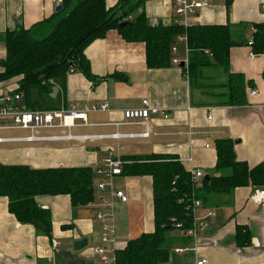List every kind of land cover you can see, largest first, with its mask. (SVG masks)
I'll list each match as a JSON object with an SVG mask.
<instances>
[{"label":"crops","instance_id":"obj_1","mask_svg":"<svg viewBox=\"0 0 264 264\" xmlns=\"http://www.w3.org/2000/svg\"><path fill=\"white\" fill-rule=\"evenodd\" d=\"M61 1V2H59ZM107 7L119 0H105ZM206 5L190 13L187 25L225 24L238 42L230 51L229 66L203 67L197 83H192L178 65L149 67L144 42L127 41L116 29L94 40L85 48L95 79L79 70L70 71L66 95L60 85L54 101L46 104L62 106L109 102L106 111L89 112L88 123L77 121L72 127L42 129L39 135L78 136L109 135L117 131L140 134L147 130L142 124H121L123 110L142 105L169 113L151 115L148 136H126L120 139L81 137L39 141L0 142V162L29 165L43 169L52 167H90L93 170L95 199L86 205H73L68 194L36 196L39 206L52 215V232H38L30 223L18 220L9 209L10 199L0 195V264H115L116 251L143 233L155 230L153 178L151 175L122 173L111 180L115 190H123L128 201L97 190L101 181L109 179L97 173V167L111 153L122 158L145 157L151 154L173 155L190 171L200 169L204 178L218 175L216 167L217 139H232L238 160L254 168L264 161V53L250 57L252 47L247 41L255 25L264 23V0H198ZM62 0H0V70L6 56V32L20 26L30 27L50 17ZM145 12L151 21L165 24L183 23L166 0H147ZM178 21V22H177ZM179 56L185 57L184 42L177 43ZM241 73L246 78V102L225 104L229 94V75ZM20 76L0 81V94L19 87ZM249 82V83H248ZM253 91H256L253 93ZM57 96L59 98L55 99ZM66 100V102H64ZM4 136L27 135L25 130H3ZM126 163V164H127ZM208 176V178H207ZM257 186H238L229 194H213L201 200L195 211L208 225L199 232V240L180 228L174 238L170 258L165 264H196L205 257L206 264H264V203L257 204L251 195ZM107 194V195H106ZM107 197L111 204L103 199ZM103 212L114 233L113 240L102 241ZM211 212V215H207ZM245 226L251 242L237 243V229ZM87 238L88 243L75 249V242ZM57 241L54 245L53 241ZM209 241L204 244L203 241ZM104 251L99 252L98 248ZM177 247L193 248L183 253Z\"/></svg>","mask_w":264,"mask_h":264},{"label":"trees","instance_id":"obj_2","mask_svg":"<svg viewBox=\"0 0 264 264\" xmlns=\"http://www.w3.org/2000/svg\"><path fill=\"white\" fill-rule=\"evenodd\" d=\"M134 1L119 0L115 6L107 7L105 0H62V8L50 17L27 28L20 26L8 30L0 81L20 76L15 91L22 93L28 109L59 108L60 105L50 104L55 102L51 96L54 86L60 85L62 95H66L67 76L74 70L95 79L85 48L111 29L118 30L127 41L144 42L149 67L173 64L172 46L179 35L185 34L189 48L187 77L192 83L199 81L203 67L221 65L228 68L231 48L238 44L228 25L163 22L153 25L145 12L147 0ZM231 2L227 0L228 4ZM122 21L128 23L120 28ZM254 27L252 48L262 54L264 23ZM182 70L185 73L186 67ZM246 84L243 74L231 72L225 104H244ZM215 147V168L221 173L204 178L198 187L190 171L173 155L151 154L132 158L134 162L123 165L122 173L146 174L153 178L155 230L131 239L123 249H118L115 264H165L174 240L170 232L181 223L180 229L187 233L194 224L192 203L195 198L204 201L213 194H229L238 186L264 184L263 164L251 168L246 161L238 160L232 139H217ZM95 192L90 167L37 169L0 162V195L10 199V211L19 221L33 224L38 232L47 235L52 232L51 211L39 206L36 196L68 194L76 206L91 203ZM250 242L248 228L239 226L237 243L244 246Z\"/></svg>","mask_w":264,"mask_h":264},{"label":"built area","instance_id":"obj_3","mask_svg":"<svg viewBox=\"0 0 264 264\" xmlns=\"http://www.w3.org/2000/svg\"><path fill=\"white\" fill-rule=\"evenodd\" d=\"M61 2V1H59ZM167 3H170L173 7L175 15L184 19L182 24L187 25V17L190 13L195 12L196 9L206 5V2L198 0H166ZM262 10L264 11V3L262 4ZM160 21L157 19L151 20V24L157 25ZM178 22V21H177ZM255 31V29H254ZM179 42H184L185 57L179 56V46L177 44L172 46V63L174 65L180 66L182 62H185L186 72L185 75H188L187 65H188V55L189 48L187 45V36L185 34L178 36ZM254 42V37L248 40V45L252 47ZM208 52V50H206ZM258 53L254 52L253 48L250 52V57L254 58ZM50 81H53L51 79ZM256 91H253L255 93ZM110 108L109 102L103 103H92L80 105L78 103H68L63 104L59 108L49 109V110H32L28 109L24 101L22 93L15 90H10L0 94V142H9V141H39V140H51V139H73L81 137H96V138H114L120 139L126 136H148L149 135V125L151 115H156L161 113L165 118L169 117V113L163 109L155 106H151L148 99H144L141 106L138 107H129L123 110L124 122L119 121L115 122L116 126L121 124H142L147 127V130L144 133L140 134H124L119 131L105 135H93V136H78L74 135L71 132L62 134V135H39L38 132L42 129H52L56 127H72L76 124L77 121H82L83 123H88V113L89 112H99L106 111ZM25 130L28 132L27 135L20 136H4L1 132L3 130ZM127 163V160L122 158L120 154L111 153L107 156L103 163L97 167V173L103 175L105 178L109 179V182L101 181L97 185L98 191H107L111 195L120 198L122 201H128V196L123 190H115L113 188L111 180L114 176L122 174L123 165ZM264 166V161L262 162ZM192 181L195 187L200 186L201 179L204 176V173L200 169H193L191 171ZM107 195V194H106ZM108 204L111 202L108 201L107 197H103ZM251 199L257 204L264 203V184L257 186L251 195ZM201 206L200 199H194L192 203V210L194 213V224L187 231L188 234L193 236L195 241L199 240V232L203 230L208 223L204 218H200L199 221L195 218V211L197 207ZM211 212H208L207 215H211ZM97 218L103 222L104 235L102 241L104 243L112 241L113 239L109 237L108 233H114V229L108 224L107 217L103 212L97 214ZM181 223L177 224L178 228H181ZM54 245L57 244V241H53ZM204 244H209V241H203ZM193 248H181L177 247L175 249L178 253H183L187 250ZM99 252H103V247L98 248ZM207 259L202 257L197 261L196 264H206Z\"/></svg>","mask_w":264,"mask_h":264},{"label":"water","instance_id":"obj_4","mask_svg":"<svg viewBox=\"0 0 264 264\" xmlns=\"http://www.w3.org/2000/svg\"><path fill=\"white\" fill-rule=\"evenodd\" d=\"M62 6H63L62 4H59L56 7V11H59L62 8ZM127 23H128V21H122V22H120L119 27L122 28ZM184 66H185V62H182L180 64V67H184ZM58 90H59V87L58 86H54L52 95L55 96L57 94ZM207 178H208V176H207ZM87 243H88L87 238L80 239V240L75 242V244H74L75 249H80V248L84 247Z\"/></svg>","mask_w":264,"mask_h":264},{"label":"rangeland","instance_id":"obj_5","mask_svg":"<svg viewBox=\"0 0 264 264\" xmlns=\"http://www.w3.org/2000/svg\"><path fill=\"white\" fill-rule=\"evenodd\" d=\"M135 1H136V0H135ZM135 1H134V2H135ZM2 134H3V133H2Z\"/></svg>","mask_w":264,"mask_h":264}]
</instances>
